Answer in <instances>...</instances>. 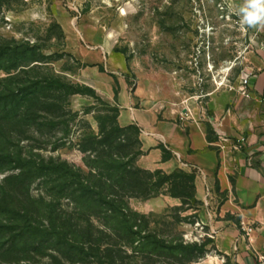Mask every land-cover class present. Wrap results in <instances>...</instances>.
<instances>
[{"label":"rangeland","instance_id":"374dc122","mask_svg":"<svg viewBox=\"0 0 264 264\" xmlns=\"http://www.w3.org/2000/svg\"><path fill=\"white\" fill-rule=\"evenodd\" d=\"M60 19L77 38L68 42ZM254 36L253 29L241 28L235 0H0V48L16 44L19 55L28 48L26 58L39 60L26 66L35 69L20 75L12 86L26 87L25 80L33 75L55 77L63 85L59 90L48 89V95L57 97V107L45 111L39 128L5 116L0 121V139L27 161L66 160L86 177L89 168L98 164L106 171L112 154H119L127 167L141 168L139 138L130 131H117L122 127L117 105L106 100L105 88L98 91L90 80L110 83L115 89L120 79H126L159 100L181 107L203 105L214 89L229 87L251 69ZM7 76L0 70L1 94L11 85ZM52 103L50 99L45 105ZM11 167L0 166V186L5 177L19 173ZM183 171L172 173L171 178L155 170L138 174L148 189L159 194L149 199L125 197L130 210L138 214L135 229L139 233L131 241L124 242L106 228L107 221L117 224L101 213L95 234L109 242V248L88 250L90 255H81L83 260L78 261V252L70 245L56 248L53 239L50 243L55 247L47 244L40 251L30 246L29 253H23L18 247V255L26 259L20 264L200 262L215 252L214 235L201 214L203 205L197 208L191 201L192 189ZM55 176L18 182V200L37 221L48 222L50 213L57 215V225L65 222L67 226V237L78 239L82 210L78 200L68 198V188L62 192ZM6 216L0 213V219ZM156 240L173 246L197 244L201 253L189 261L171 253L165 244L155 247Z\"/></svg>","mask_w":264,"mask_h":264},{"label":"crops","instance_id":"0c3cea01","mask_svg":"<svg viewBox=\"0 0 264 264\" xmlns=\"http://www.w3.org/2000/svg\"><path fill=\"white\" fill-rule=\"evenodd\" d=\"M60 23L68 42L77 38L67 22ZM253 31L250 97L238 91L239 77L229 87L214 89L205 104L182 107L148 95L126 79L115 89L90 80L118 106L122 127L139 128L141 168L195 174V197L203 205L215 251L196 264H257L255 252L264 251V31ZM239 137L246 144L236 150ZM241 222L255 227L250 240L242 234Z\"/></svg>","mask_w":264,"mask_h":264},{"label":"trees","instance_id":"16d2710c","mask_svg":"<svg viewBox=\"0 0 264 264\" xmlns=\"http://www.w3.org/2000/svg\"><path fill=\"white\" fill-rule=\"evenodd\" d=\"M17 51L16 44L15 47L6 46L5 50L0 48V70L7 72L6 79L11 84L6 88L7 93H0V121L6 116L8 119H17V123L20 120H25V125H35L39 128L42 125L41 118L44 117L43 114H46L45 111L50 112L49 110L53 111V107H57L54 104L57 97L48 95V89L53 90L55 88V90H59L63 85L55 77L46 78L33 75L25 80L28 83L26 87L22 88L17 85L13 87L11 82L22 74L28 75L30 70L35 69V67H25L34 61H39L35 58H26V53L30 51L28 48L23 50L20 55ZM3 55L7 56L5 58L9 62L7 65L1 64L5 61H2ZM50 99L53 103L49 106L45 105ZM116 108L119 114L118 106ZM2 113L4 117H2ZM121 130L130 131L133 136L139 138V128L135 125L119 126L117 131ZM115 131L113 134L116 133ZM114 138L116 139V137ZM113 155L110 157L111 162L104 169L106 171H103L98 164L89 168L86 177L84 173L78 171L77 167L66 160L37 161V159H32L27 161L21 153L10 151L6 141L0 139V166L6 164L11 166L13 164L11 168H15L19 172L5 177L0 186V213L7 214L6 217L0 219V238L3 240L0 243V264H20L21 260L26 259L18 255L20 252L18 247L23 253H29L30 249L28 247L30 246L40 251L45 249L47 244L53 246L50 243L53 239L57 245L56 248L70 245L76 253L78 252V261L83 260L81 255H90L88 250H95L101 246L106 249L109 248L110 243L103 241L101 237H97L95 234V223L100 218L101 213H105L107 219L115 220L117 224L112 226L107 221L103 223L106 228L116 232V235L124 242L131 241L134 235L139 233L135 229V226H138L137 221H135L138 214L130 210L125 202V197L140 195L144 199H149L157 196L159 192L152 191V188L151 190L148 189V183L142 181L138 176L139 173L144 171L146 173L150 170L127 167L125 163L120 161L121 156L119 154L114 157ZM155 171L158 174L164 173L162 170ZM174 172L169 173L171 175H167V178L173 177L175 174L172 173ZM182 174L185 177V183L190 182V188L192 189L191 201L198 208L202 204L195 197V174L187 171H183ZM54 175L61 181L62 192L65 193V189L68 188L66 192L68 198L78 200V205L82 210V213L78 215V239L67 237V226L65 222L63 225H57V215L50 213L48 222L37 221L36 218H32L31 213L28 214L18 200V182L24 183L26 180L30 182L31 177L46 176L50 178ZM55 180L57 181V179ZM182 184L179 182L178 185H181L182 188L185 187V184ZM28 187L27 184V189ZM70 190H72L71 193H69ZM154 245L155 247L167 246L171 253H180L181 256L189 258V261L194 260L196 257L194 254L201 253L197 244L173 246L156 240ZM153 251L155 252L156 249L153 248Z\"/></svg>","mask_w":264,"mask_h":264},{"label":"clouds","instance_id":"9594fccd","mask_svg":"<svg viewBox=\"0 0 264 264\" xmlns=\"http://www.w3.org/2000/svg\"><path fill=\"white\" fill-rule=\"evenodd\" d=\"M237 14L245 31H264V0H243V4L237 6Z\"/></svg>","mask_w":264,"mask_h":264},{"label":"built area","instance_id":"2783aa9c","mask_svg":"<svg viewBox=\"0 0 264 264\" xmlns=\"http://www.w3.org/2000/svg\"><path fill=\"white\" fill-rule=\"evenodd\" d=\"M251 76V70L247 69L244 73H242L239 77V86L238 91L244 95L245 97H250V90H249V79ZM223 141L228 140V136L223 135L220 136ZM246 144L245 137H239L234 140L233 148L236 150H241L244 148ZM240 229L242 234L247 238V240L251 239L253 232L255 231V227L248 222H241ZM213 235V234H212ZM257 264H264V251H257L255 252Z\"/></svg>","mask_w":264,"mask_h":264},{"label":"bare ground","instance_id":"6f19581e","mask_svg":"<svg viewBox=\"0 0 264 264\" xmlns=\"http://www.w3.org/2000/svg\"><path fill=\"white\" fill-rule=\"evenodd\" d=\"M229 68H226V70L225 71H227ZM219 82V81H218Z\"/></svg>","mask_w":264,"mask_h":264}]
</instances>
